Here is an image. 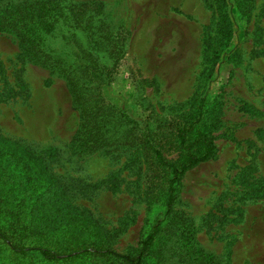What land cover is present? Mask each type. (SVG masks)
I'll return each mask as SVG.
<instances>
[{"label":"rangeland","instance_id":"obj_1","mask_svg":"<svg viewBox=\"0 0 264 264\" xmlns=\"http://www.w3.org/2000/svg\"><path fill=\"white\" fill-rule=\"evenodd\" d=\"M42 1L0 0V6ZM67 1L99 6L95 20L124 40L107 93L129 104L155 134L208 94L217 111L210 130L216 154L183 175L173 211L190 222L196 246L218 264H264V0L251 1L221 52L219 0ZM78 43L85 45L82 37ZM78 123L64 81L26 63L0 32V136L34 153L52 179L28 201L29 226L47 232L67 211H83L112 250H135L158 208L165 173L152 187L142 157L129 150L73 156L69 142ZM174 229L169 224L162 232L164 256L175 251Z\"/></svg>","mask_w":264,"mask_h":264},{"label":"trees","instance_id":"obj_2","mask_svg":"<svg viewBox=\"0 0 264 264\" xmlns=\"http://www.w3.org/2000/svg\"><path fill=\"white\" fill-rule=\"evenodd\" d=\"M251 1L219 0L216 51H226L232 26L247 19ZM100 14L99 6L67 0L0 6V32L14 40L26 63L64 81L79 120L69 152L81 160L119 150L140 155L149 170V186L165 173L158 208L137 249L127 253L112 250L103 231L83 211H67L59 227L35 232L29 226L28 201L36 199L52 179L34 153L0 136V264H218L196 246L190 222L173 211L183 175L216 154L210 130L218 123L217 111L204 92L185 114L172 120L165 133L157 135L130 113L129 104L109 96V74L123 55L124 40L102 29L100 20H95ZM214 58L218 59L216 54ZM170 154H175L173 160L166 159ZM169 224L177 235L175 251L164 256L162 232Z\"/></svg>","mask_w":264,"mask_h":264}]
</instances>
